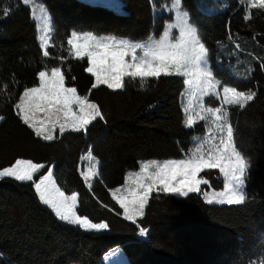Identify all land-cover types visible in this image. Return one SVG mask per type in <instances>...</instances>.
<instances>
[{"label": "trees", "instance_id": "1", "mask_svg": "<svg viewBox=\"0 0 264 264\" xmlns=\"http://www.w3.org/2000/svg\"><path fill=\"white\" fill-rule=\"evenodd\" d=\"M39 1L49 10L56 29L49 57L42 54L31 9L22 0H0V9L10 10L7 16L0 11V115L5 117L0 122V169L20 158L53 166L58 186L66 194H79L78 214L106 222L109 229L88 232L60 221L39 201L30 182L0 180V264H104L116 248L130 264H247L264 244V68L260 66L264 10L253 9V18L245 20L243 0H182L210 49L216 78L256 93L243 110L230 108L238 144L253 163L247 187L250 201L216 206L197 194L153 193L145 215L133 224L117 215L122 209L111 190L122 186L126 174L138 170L140 162L181 158L191 148L192 138L205 134L203 124L193 129L184 126V78H149L143 88L139 79H126L122 90L92 89L90 99L101 106L107 123L97 120L87 134L65 132L50 142L21 122L14 105L25 87L38 85V71L45 66H60L67 86L88 93L93 78L85 72L86 58L68 56L66 39L72 31L143 42L149 36L158 38L173 14L160 11L162 0H120L121 12L83 0ZM208 7L217 12L207 13ZM207 104L218 105L213 100ZM89 150L100 162L90 189L81 175L83 156ZM217 171L201 175L220 190ZM140 227L149 235L141 237Z\"/></svg>", "mask_w": 264, "mask_h": 264}, {"label": "snow or ice", "instance_id": "2", "mask_svg": "<svg viewBox=\"0 0 264 264\" xmlns=\"http://www.w3.org/2000/svg\"><path fill=\"white\" fill-rule=\"evenodd\" d=\"M22 2L26 6L32 5V18L38 22L42 54L49 57L48 49L53 46L52 34L56 31L53 18L39 0ZM168 3V11L174 12L175 22L168 23L158 38L149 36L143 42H133L114 35L70 33L66 39L68 56L76 60L86 58L85 72L93 78L87 94H80L75 86H66V77L60 66H45L38 71V85L25 87L14 105L15 114L21 122L35 136L50 142L57 139V132L60 136L65 132L87 134L93 122L107 123L101 106L90 99L92 89L106 86L113 91L122 90L126 87V79H139L143 88L149 78L183 77L187 101L183 109L184 126L192 129L198 121H204L207 134L193 137L196 142L194 147L181 158L141 162L139 171L126 174L122 187L111 190L112 199L122 209V213L117 215H122L123 219L133 224L145 215L153 193L180 197L197 194L209 205H245L250 201L247 187L253 163L238 144V129L230 120L229 107L243 110L255 99L256 93L240 91L216 78L211 66L210 49L200 27L190 20L182 0H168ZM243 3L246 5L245 20L253 18V9L264 10V0H243ZM0 11L4 16L10 14L8 8ZM229 40L237 49L240 48L231 35ZM260 66L264 68V63ZM209 96L219 100L220 106H206L204 98ZM4 119L0 115V122ZM84 159L90 162L91 167L81 175L89 182L91 177L99 174L97 166L100 162L91 150ZM207 170H218L217 178L222 184L220 190L214 189L211 181L201 175ZM37 173H40L38 177ZM4 179L30 182L39 201L48 206L60 221L88 232L109 229L106 222H93L87 216L78 214L79 194H66L58 186L53 166L31 159H16L11 166L0 169V180ZM202 186H207V189ZM88 187L91 188V183ZM139 235L148 236L149 232L140 227ZM247 264H264V244L248 257Z\"/></svg>", "mask_w": 264, "mask_h": 264}, {"label": "rangeland", "instance_id": "3", "mask_svg": "<svg viewBox=\"0 0 264 264\" xmlns=\"http://www.w3.org/2000/svg\"><path fill=\"white\" fill-rule=\"evenodd\" d=\"M83 1H85V2H89V3H92V4H99V5H104V6H108V7H111L113 10H115V11H122V6H123V4H122V2L120 1V0H83ZM40 2V1H39ZM45 6V5H44ZM27 7H29L30 9H31V13H32V5H28ZM46 7V6H45ZM168 7H170V5H169V3H168V0H162V4H161V6H160V11H163V12H165V13H172L173 14V20L172 21H169V22H167V24L168 23H170V22H172V23H174L175 22V14H174V12H170V11H168ZM204 11H206L207 13H214V12H217V10L216 9H213L212 7H208V8H204ZM37 14H38V9H37ZM33 21L36 23V25H38V22L37 21H35L34 19H33ZM166 24V25H167ZM37 30H38V27H37ZM39 35H40V33H39V31H38V37H39ZM98 35V34H97ZM118 38H120V37H118ZM40 41V40H39ZM67 86V85H66ZM185 88H186V85H185ZM184 92H185V89H184V91H183V93H182V95H181V105H182V108L184 109V105L186 104V98H185V96H184ZM208 100H213V101H216L217 103H218V105L217 106H220V101L219 100H215L213 97H205L204 98V103H205V105L206 106H208V107H212V106H209L208 104H207V101ZM230 108L231 107H229V111H230ZM183 112H184V110H183ZM184 115H185V113H184ZM200 124H203V126L205 125V122L204 121H198V123L195 125V127L197 126V125H200ZM194 127V128H195ZM205 128V134L204 135H206L207 134V129H206V127H204ZM187 129H189V128H187ZM193 129V128H192ZM57 134H59V132H57ZM204 135H195V136H199V137H203ZM194 136V137H195ZM39 138V137H38ZM191 148L192 147H194V145H195V143L196 142H194V140H193V138H192V140H191ZM190 148V149H191ZM88 152V151H87ZM87 152L84 154V156H83V162H84V164H83V168H82V172L83 173H86L87 171H88V169H89V167H91V164H90V162L88 161V160H86V159H84V157L87 155ZM145 161H148V160H145ZM145 161H142V162H145ZM162 161V160H161ZM141 163V162H140ZM98 168H99V165L97 166V170H98ZM135 171H139V169L138 170H135ZM53 172H54V168H53ZM55 177V176H54ZM98 178V175L97 176H93V177H91V179H90V181L89 182H86L85 181V183H86V186H87V188L88 189H90L89 187H88V183H91V187H92V184H93V182H94V180H96ZM124 185V184H123ZM122 185V186H123ZM122 186H119V187H122ZM207 186H202V188H204V189H207L206 188ZM115 189V188H114ZM114 189H112V190H114ZM202 197V196H201ZM203 198V197H202ZM204 200V199H203ZM206 203V202H205ZM44 205V204H43ZM209 205V204H208ZM212 205H216V206H224V205H219V204H212ZM44 206H46V205H44ZM231 206V205H230ZM48 207V206H47ZM139 219V218H138ZM103 231H106V230H103ZM103 231H100V232H103ZM91 232H95V231H91ZM142 237V236H141ZM104 264H130L129 263V261H128V259L126 258V256L123 254V252H122V250L120 249V248H116L115 250H113L111 253H109L105 258H104Z\"/></svg>", "mask_w": 264, "mask_h": 264}]
</instances>
